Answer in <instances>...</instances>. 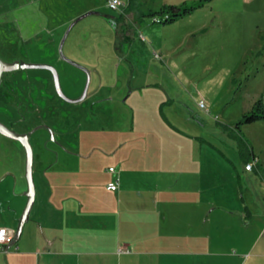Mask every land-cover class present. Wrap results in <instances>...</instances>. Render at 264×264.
Segmentation results:
<instances>
[{
    "label": "rangeland",
    "instance_id": "374dc122",
    "mask_svg": "<svg viewBox=\"0 0 264 264\" xmlns=\"http://www.w3.org/2000/svg\"><path fill=\"white\" fill-rule=\"evenodd\" d=\"M123 1L126 8L128 0ZM183 1L132 0L131 10L115 11L107 6V0H0L2 59L50 64L58 71L64 94L80 97L88 74L61 57L60 44L71 24L83 16L71 27L63 52L86 68L90 78L86 97L72 103L58 94L50 69L8 70L4 92L13 105H23L20 114L14 113L12 118L20 121L23 114L36 118L38 105L41 120L53 130L58 118L97 117L102 97L99 89L106 84L117 86L120 91L114 93L126 101L155 103L157 116L163 106L179 121V127L204 137L205 162L208 166L219 164L222 183H227L213 196L228 197L227 205L243 214L247 205L252 217H244L248 224L237 226L246 227L243 230L253 242H263L264 174L245 172L246 156L223 124L234 126L258 96L264 95V0H212L171 23L154 22L147 14L164 3ZM90 11L94 13L85 15ZM241 131L264 156V120L243 124ZM139 135L121 134L110 141L112 137L107 139L106 134H80L81 146L110 149L118 143L117 138L132 139L125 145L126 158L129 148L153 145ZM149 138L153 139V134ZM52 141H56L55 134ZM66 145L75 144L68 141ZM0 154V164L12 176L13 196L25 198L28 180L23 144L0 134ZM121 154L102 156L93 163L105 169L109 162L117 164ZM136 157L135 163L150 165L149 153L137 151Z\"/></svg>",
    "mask_w": 264,
    "mask_h": 264
},
{
    "label": "crops",
    "instance_id": "0c3cea01",
    "mask_svg": "<svg viewBox=\"0 0 264 264\" xmlns=\"http://www.w3.org/2000/svg\"><path fill=\"white\" fill-rule=\"evenodd\" d=\"M119 91L101 86L97 117L58 118L56 141L48 142L43 131L31 137L35 199L19 238L8 250L9 243L0 246V264H264V241L253 242L246 227L237 226L248 224L249 207L243 214L227 205L228 197L212 194L227 183L219 164H206L204 137L179 127L165 107L157 116L155 103L129 102L117 97ZM26 120L19 125L40 122L33 116ZM80 134H106L110 141L141 134L153 145L129 148L125 158L132 139L117 138L110 149L85 148ZM68 141L76 146L68 147ZM253 150L258 163L252 169L245 163V172L264 174L263 151L255 144ZM137 151L150 154V165L134 162ZM121 152L118 163L105 169L93 163ZM6 170L0 164V226L13 229L15 237L28 196H13ZM116 176L119 187L108 189ZM120 246L130 251L119 252Z\"/></svg>",
    "mask_w": 264,
    "mask_h": 264
},
{
    "label": "water",
    "instance_id": "95a60500",
    "mask_svg": "<svg viewBox=\"0 0 264 264\" xmlns=\"http://www.w3.org/2000/svg\"><path fill=\"white\" fill-rule=\"evenodd\" d=\"M91 13H94V12L93 11H90V12L86 13L85 15L91 14ZM82 17L83 16L79 17L78 19H76L71 24L69 30L66 32V34L63 37V40H62V42L60 44V54H61V57L64 58V59H66L70 63H72L74 65H77L78 67L83 68L87 72V74H88V80H87V83H86L84 92H83V94L80 97L75 98V99H72V98L67 97L64 94V92L62 90V87H61V84H60V79H59L58 71H57V69L54 66H52L50 64H46V63H35V62H25V61H21V60H14V61H11V62H6V61H4V60H2L0 58V75L2 74L3 71H6V70L7 71L8 70H15V69H19V68H48L53 73L55 87H56V90H57V92H58V94L60 96H62L63 98H65L66 100L71 101V102H77V101L83 100L85 98V96H86V93H87V90H88L89 81H90L89 80L90 79L89 78V72H88V70H86V68H84L80 64H78V63L74 62L73 60L67 58L64 55V52H63L64 41H65V39H66V37H67V35H68L71 27L73 26V24L76 21H78ZM0 131L2 133H4V135H6L8 137H11L13 139L19 140L23 144L24 149H25V152H26V176H27V180H28V189H27V192L25 193L28 196V202H27L26 208H25L22 216L20 217L21 220H20L19 227L16 230L15 237L13 238V240L9 243V246L7 247V250H8L9 247L12 245V243L17 238H19L20 233L22 231V227H23L24 221H26V219L28 218L29 211H30L31 206H32V204L34 202V199H35L36 187H35V181H34V176H33L34 148H33L32 142L30 140V136H31L30 132L29 133L17 132V131H15L13 129H10V128L6 127L1 122H0Z\"/></svg>",
    "mask_w": 264,
    "mask_h": 264
},
{
    "label": "trees",
    "instance_id": "16d2710c",
    "mask_svg": "<svg viewBox=\"0 0 264 264\" xmlns=\"http://www.w3.org/2000/svg\"><path fill=\"white\" fill-rule=\"evenodd\" d=\"M211 1L212 0H184L179 4L164 3L159 9H149L147 14L154 17V22L171 23L185 15L192 13L194 10L205 6ZM132 7V0H128V6L125 8V11H128L129 9L131 10ZM258 120H264V95H260L254 101L252 107L248 111L243 112L242 116L234 126L223 124V128L226 130V133L230 134L232 138L238 140L240 144V151L244 157L246 156V163L254 161L256 158H258V155L254 152L253 145L250 140L241 131V126L243 124L252 123Z\"/></svg>",
    "mask_w": 264,
    "mask_h": 264
},
{
    "label": "flooded vegetation",
    "instance_id": "af4514ba",
    "mask_svg": "<svg viewBox=\"0 0 264 264\" xmlns=\"http://www.w3.org/2000/svg\"><path fill=\"white\" fill-rule=\"evenodd\" d=\"M2 60H4V59H2ZM4 61L11 62L14 60H10V61L4 60ZM6 72H7V70L3 71L2 74L0 75V104H2L1 106H3V109H0V122L2 124H4L6 127L13 129L17 132H21V133H29L30 132V134H31L30 140L34 134H37L38 132L43 131L44 133L48 134V142H52V139L54 140V130L50 127V125L47 122L41 120L42 119V118H40L41 107H39V105L37 106L38 108L36 110V114H37L36 118L39 119V121H40L38 123H35V124L31 123L27 126L21 127L19 124L23 121L24 122L28 121L26 119H28L29 115L25 116L23 114L20 121H16L12 118L14 113L20 114L21 111L19 112V110H21V108H23V105H21V106L20 105L19 106L13 105L10 98H8L6 93L4 92V89H5L4 86L6 85V81H7L5 78ZM26 110H27V106H26ZM16 127L17 128L19 127L20 130H17ZM0 134H4V133H2L0 131Z\"/></svg>",
    "mask_w": 264,
    "mask_h": 264
},
{
    "label": "built area",
    "instance_id": "2783aa9c",
    "mask_svg": "<svg viewBox=\"0 0 264 264\" xmlns=\"http://www.w3.org/2000/svg\"><path fill=\"white\" fill-rule=\"evenodd\" d=\"M125 2L123 0H107V6L115 11L122 10ZM155 20V19H154ZM201 106H205L203 102L200 103ZM258 158L254 161L246 164V169H252L253 165L257 162ZM109 170L111 172H115V167H110ZM120 178L116 176L111 182L108 183V189L116 190L119 187ZM14 238V230L7 226H0V246L4 248V246L10 243ZM119 252H128L130 249L127 246H120L118 248Z\"/></svg>",
    "mask_w": 264,
    "mask_h": 264
}]
</instances>
